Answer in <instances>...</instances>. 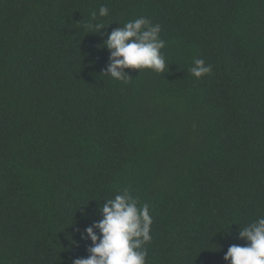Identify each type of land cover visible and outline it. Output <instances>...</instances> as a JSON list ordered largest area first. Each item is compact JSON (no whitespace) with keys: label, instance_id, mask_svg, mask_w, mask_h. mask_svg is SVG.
<instances>
[{"label":"trees","instance_id":"obj_1","mask_svg":"<svg viewBox=\"0 0 264 264\" xmlns=\"http://www.w3.org/2000/svg\"><path fill=\"white\" fill-rule=\"evenodd\" d=\"M140 16L168 69L125 84L101 45ZM125 188L149 205L146 264H228L246 243L264 216V0H0V264L86 258L81 233Z\"/></svg>","mask_w":264,"mask_h":264},{"label":"clouds","instance_id":"obj_2","mask_svg":"<svg viewBox=\"0 0 264 264\" xmlns=\"http://www.w3.org/2000/svg\"><path fill=\"white\" fill-rule=\"evenodd\" d=\"M108 12L102 5L98 13H91V17L107 16ZM105 26L97 24L96 30L90 32H98ZM160 33L161 26L143 16L114 28L101 45L109 50L108 64L102 73L127 84L131 76L124 69H150L159 74L167 71L168 64L161 52L166 42ZM211 71L212 65L202 58H195L189 68L190 74L197 79ZM138 205L137 198L127 188L114 198L104 200L98 207L102 218L81 233V239L91 241L87 247L89 255L74 258L71 264H146L148 250L145 245L152 240L153 220L149 205ZM81 212L87 215L84 209ZM238 238L246 243L230 245L223 259L228 264H264V216L239 227Z\"/></svg>","mask_w":264,"mask_h":264}]
</instances>
